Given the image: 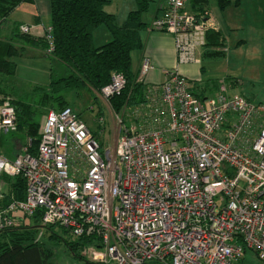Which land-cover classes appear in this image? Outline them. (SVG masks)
<instances>
[{"label": "built area", "instance_id": "built-area-1", "mask_svg": "<svg viewBox=\"0 0 264 264\" xmlns=\"http://www.w3.org/2000/svg\"><path fill=\"white\" fill-rule=\"evenodd\" d=\"M164 2L150 29L173 37L176 66L148 87L131 124L126 108L116 113L113 147L67 106L46 114L36 154L31 139L13 159L0 154V177L22 176L26 187L0 208V231L39 215L72 240L90 238L80 251L89 264H243L247 250L264 263V107L224 83L206 98L193 91L180 67L199 61L215 21L186 0ZM51 32L45 27L48 52ZM151 69L143 60L139 80ZM125 85L113 73L100 95L108 100ZM16 130L13 98L0 94V136Z\"/></svg>", "mask_w": 264, "mask_h": 264}, {"label": "trees", "instance_id": "trees-1", "mask_svg": "<svg viewBox=\"0 0 264 264\" xmlns=\"http://www.w3.org/2000/svg\"><path fill=\"white\" fill-rule=\"evenodd\" d=\"M31 0H0V73L14 75L16 62L14 57L25 54L26 45L40 48L45 55L61 62L67 69V75L57 79L51 78L46 86L38 87L41 97L40 106L49 103L56 110L67 107L66 94L80 93L87 89L96 94L110 81L113 73L123 74L126 79L124 89L118 95L108 99L113 111L120 113L124 108H134L145 101L148 86L137 77L132 68V52L143 48L142 32L148 22L144 19L149 10L150 0H136V9L131 10L122 24H119L113 13L105 10L110 0H50V27L52 28L53 50L48 52L49 42L46 38L37 37L20 31L15 25L11 36L2 35L11 13L23 2ZM231 0H218L220 8H225ZM104 25L111 34L110 40L95 44L94 33ZM208 33V32H207ZM17 42L21 44L17 45ZM208 43V42H207ZM0 94L12 95L0 86ZM17 115V129L31 139L29 151L36 154L40 141V121L36 119L37 111L33 103L13 98ZM98 113H102L99 109ZM80 116V114L78 113ZM101 116L98 115V118ZM7 176V175H6ZM16 178L15 197L4 198L0 208L25 195V180ZM34 223L0 231V264H47L51 251L44 248L35 237ZM52 235L57 236L54 225L48 226ZM91 242L90 238L66 241L73 253Z\"/></svg>", "mask_w": 264, "mask_h": 264}, {"label": "crops", "instance_id": "crops-1", "mask_svg": "<svg viewBox=\"0 0 264 264\" xmlns=\"http://www.w3.org/2000/svg\"><path fill=\"white\" fill-rule=\"evenodd\" d=\"M119 1L124 5L125 0H110L105 10L115 14L118 23L122 24L128 13L136 9L137 4L136 0H128L122 13L117 6ZM164 3V0H150L149 10L144 15L148 26L142 32L143 48L132 52L134 72H140L141 63L145 59L153 65L145 80L148 87L164 80V70L173 68L177 62L173 37L168 33L150 29L152 20L161 13ZM186 9L192 12L206 9L215 21V27L207 33L206 44L200 49L199 61L180 67L182 74L193 83V91L198 96L206 98L216 94L219 86L225 82L228 83L230 91L234 90L243 62H251L252 72L261 74V66L264 63V0H231L225 8L219 7L218 0H186ZM50 12V0L23 2L11 13L1 34L9 37L15 25L27 24L34 26L32 35L43 37L45 27L50 25ZM100 27L94 33L97 45L111 38L108 29ZM19 44L21 43L17 42V45ZM25 46L26 51L34 49V52L31 51L27 58L24 55L14 57L15 62H18V58L57 62L54 58L46 56L42 49L26 44ZM133 62H137L135 66ZM210 80L217 83L212 85ZM232 82L236 85L230 89ZM17 135L9 133L0 136V154L13 159L22 153L27 140L20 143V137ZM15 181L14 177H0L1 204L4 203V198L15 197ZM34 221L32 219L30 225Z\"/></svg>", "mask_w": 264, "mask_h": 264}, {"label": "rangeland", "instance_id": "rangeland-1", "mask_svg": "<svg viewBox=\"0 0 264 264\" xmlns=\"http://www.w3.org/2000/svg\"><path fill=\"white\" fill-rule=\"evenodd\" d=\"M128 0L125 3H119V9L124 12L127 6ZM129 4V3H128ZM106 29L104 25L100 27ZM100 29V30H101ZM98 40V39H97ZM100 40V39H99ZM104 41V40H100ZM99 43V42H97ZM104 43V42H101ZM34 49L26 51L24 56L27 58L29 53ZM24 57V58H25ZM17 59V58H16ZM22 60V62H21ZM137 62H133V66ZM251 62H243L242 68L240 69V75L238 77V83L232 82L230 93H239L255 104H260L264 107V63L262 64L261 74H255L252 72ZM17 68L14 75H4L0 73V86L5 91L11 93L12 98L20 99L27 103H33L37 111L36 119L40 121V124L44 120L46 114L55 110V107L49 103L40 106L39 100L41 97L38 87L46 86L51 81V78L57 79L67 75V69L61 62H39L34 59H19L16 62ZM139 71L137 77L139 79ZM219 79V78H217ZM210 84L214 85L217 82L214 80L209 81ZM228 86V83L225 82ZM229 88V86H228ZM66 100L69 107L80 114L81 118L85 121L89 129L94 133L96 139L104 146L113 147L118 137V122L116 113L113 111L109 101L103 98L100 93H90L87 89H83L80 93L70 92L66 94ZM99 109H102V113H98ZM264 109V108H263ZM133 114V108L126 110V115L123 120L126 124H131L129 115ZM98 115L101 117L98 118ZM40 130V128H39ZM13 136L18 134L20 137V143L25 139L28 141V137H25L18 129L12 132ZM30 139V138H29ZM57 236L52 235V230L48 226H43L41 223L35 227V237L40 244L51 251L50 261L55 264H88L87 259L80 254L81 249H77V254L73 253L66 241L72 240L69 232L59 226L54 228ZM146 264H162L158 261H148ZM243 264H264L261 262L256 254L247 250L243 260Z\"/></svg>", "mask_w": 264, "mask_h": 264}]
</instances>
